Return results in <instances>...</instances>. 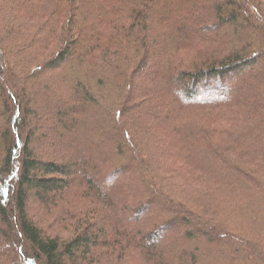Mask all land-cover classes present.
I'll use <instances>...</instances> for the list:
<instances>
[{"label":"trees","instance_id":"obj_1","mask_svg":"<svg viewBox=\"0 0 264 264\" xmlns=\"http://www.w3.org/2000/svg\"><path fill=\"white\" fill-rule=\"evenodd\" d=\"M263 93L264 0H0V264H264Z\"/></svg>","mask_w":264,"mask_h":264},{"label":"rangeland","instance_id":"obj_2","mask_svg":"<svg viewBox=\"0 0 264 264\" xmlns=\"http://www.w3.org/2000/svg\"><path fill=\"white\" fill-rule=\"evenodd\" d=\"M11 40H15V37L12 36L11 37ZM151 60L152 59H149L148 60V63H147V66H146L147 68L144 71V72H147L148 74H150L149 77H148L150 79L152 78L153 74L155 72H157V69L154 68V65L153 64L151 65ZM136 85H137V83H136ZM226 90H227L226 91L227 92V97H228L229 94H231L233 96H236V95H240L243 92L242 87L239 86V85H237V84H235V83H232L229 87L226 88ZM263 95H264V93H263ZM136 97H137V95L134 94V96L132 97V99H134ZM208 97L209 98H215L214 96H211V95H206L205 97L203 96V98H208ZM200 99H202V97ZM175 166H178V165L176 164ZM170 167L173 168L172 166H170ZM182 168L183 169L176 168V170H178L176 172L179 174L178 176H180L184 180H186V181L189 180V182L187 183V186H188V184L191 183V184H193L194 188L197 189V190H199V191H202V192H212L213 194H216L217 193L216 186L215 185H212L207 180H205V178L203 176H201L199 173H197L195 171H192L187 166L182 167ZM173 169H175V167ZM177 180H179V179H177ZM120 182L119 181H114V182H111L110 185L112 184V185H115L117 187H120L119 186ZM160 182H161L162 185L164 184L162 181H160ZM176 183H178V182L176 181ZM166 184H167V186L165 188L167 190H169V191H170L169 188H171V189L176 188V187H173L172 186L173 184L171 183V181H170V183L169 182H166ZM121 189H125L126 191L133 190L134 189L133 180L131 179V180L123 181L122 182V188ZM192 190H193V188L190 191H192ZM188 193L189 192H186V191L185 192H182L181 193L182 198L183 199H186V195ZM202 202L205 203V200H203ZM206 206H207V204H206ZM152 209H154V207L150 206V207H148L147 210H152ZM191 223L192 224L189 225L188 229H190L194 233L195 237L197 239H199L201 237V234L199 232V226L196 223H194V222H191ZM180 229H181V225L176 222L174 224V227L172 228V230L170 232H167V233L163 234L161 237L155 238L154 242L156 244V247L160 250L161 243H163L164 241H167V236H169V235L172 237L171 242L178 243V242H176L178 240L177 238H179L182 235ZM209 232H205L206 238L209 237L210 240H213V242H215V243L219 242V240H220L219 236L218 237L213 236V234L211 232L210 233ZM180 243L181 242L179 241V244Z\"/></svg>","mask_w":264,"mask_h":264}]
</instances>
